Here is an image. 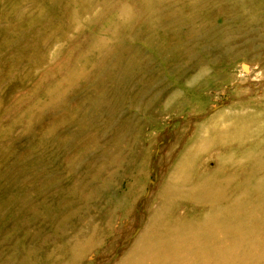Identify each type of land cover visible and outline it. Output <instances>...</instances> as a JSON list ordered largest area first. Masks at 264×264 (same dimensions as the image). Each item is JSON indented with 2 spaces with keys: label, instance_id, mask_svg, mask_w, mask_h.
Segmentation results:
<instances>
[{
  "label": "rangeland",
  "instance_id": "rangeland-1",
  "mask_svg": "<svg viewBox=\"0 0 264 264\" xmlns=\"http://www.w3.org/2000/svg\"><path fill=\"white\" fill-rule=\"evenodd\" d=\"M0 264H264V0H0Z\"/></svg>",
  "mask_w": 264,
  "mask_h": 264
}]
</instances>
